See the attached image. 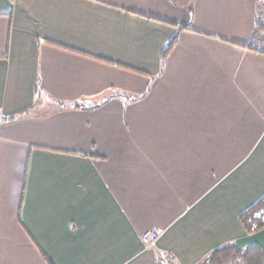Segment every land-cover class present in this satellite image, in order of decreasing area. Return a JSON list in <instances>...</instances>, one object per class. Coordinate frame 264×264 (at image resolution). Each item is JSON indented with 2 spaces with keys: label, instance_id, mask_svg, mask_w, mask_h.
<instances>
[{
  "label": "crops",
  "instance_id": "crops-1",
  "mask_svg": "<svg viewBox=\"0 0 264 264\" xmlns=\"http://www.w3.org/2000/svg\"><path fill=\"white\" fill-rule=\"evenodd\" d=\"M257 7L0 0V264H210L226 244L264 247L240 220L264 196Z\"/></svg>",
  "mask_w": 264,
  "mask_h": 264
},
{
  "label": "trees",
  "instance_id": "trees-1",
  "mask_svg": "<svg viewBox=\"0 0 264 264\" xmlns=\"http://www.w3.org/2000/svg\"><path fill=\"white\" fill-rule=\"evenodd\" d=\"M258 12L256 14V23L250 41L245 45L248 48L259 50L264 53V49L257 44V36L260 31H264V0H258ZM176 36L168 43L163 52L166 56L169 49L176 41ZM15 116L6 119H13ZM2 118L0 117V120ZM240 220L246 232H254L264 228V196H262L251 207L240 214ZM208 261L210 264H230L236 261L243 264H264V247L259 244H254L246 249H240L235 244H226L212 251Z\"/></svg>",
  "mask_w": 264,
  "mask_h": 264
},
{
  "label": "built area",
  "instance_id": "built-area-1",
  "mask_svg": "<svg viewBox=\"0 0 264 264\" xmlns=\"http://www.w3.org/2000/svg\"><path fill=\"white\" fill-rule=\"evenodd\" d=\"M160 234L155 229H149L142 235L143 242L148 246L156 245ZM173 262V257L170 255L162 254L159 258V264H171Z\"/></svg>",
  "mask_w": 264,
  "mask_h": 264
},
{
  "label": "rangeland",
  "instance_id": "rangeland-1",
  "mask_svg": "<svg viewBox=\"0 0 264 264\" xmlns=\"http://www.w3.org/2000/svg\"><path fill=\"white\" fill-rule=\"evenodd\" d=\"M263 22H264V17L262 18ZM257 44L258 46H260V48H263L264 49V31H260L258 33V36H257ZM234 264V263H232Z\"/></svg>",
  "mask_w": 264,
  "mask_h": 264
}]
</instances>
